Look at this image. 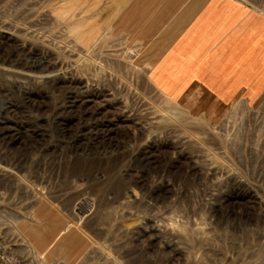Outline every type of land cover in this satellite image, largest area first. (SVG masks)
<instances>
[{"label": "rangeland", "instance_id": "1", "mask_svg": "<svg viewBox=\"0 0 264 264\" xmlns=\"http://www.w3.org/2000/svg\"><path fill=\"white\" fill-rule=\"evenodd\" d=\"M127 1L0 0V149L46 185L17 212L0 198L1 255L26 264L3 223L47 201L96 264H264V100L216 116L171 102L141 42L112 36Z\"/></svg>", "mask_w": 264, "mask_h": 264}, {"label": "crops", "instance_id": "2", "mask_svg": "<svg viewBox=\"0 0 264 264\" xmlns=\"http://www.w3.org/2000/svg\"><path fill=\"white\" fill-rule=\"evenodd\" d=\"M132 1L134 14L114 19L112 36L141 42L152 83L168 98L192 100L196 113L211 108L215 116L238 98L264 100V16L236 0ZM29 212L21 229L38 256L50 264L97 263L90 236L52 202Z\"/></svg>", "mask_w": 264, "mask_h": 264}, {"label": "built area", "instance_id": "3", "mask_svg": "<svg viewBox=\"0 0 264 264\" xmlns=\"http://www.w3.org/2000/svg\"><path fill=\"white\" fill-rule=\"evenodd\" d=\"M10 154L8 150L0 149V198L9 200L8 206H11L7 208L9 211L17 212L21 209L23 199L27 200L30 197L35 198L34 200L45 199L46 185L40 167L36 170V176H33L30 163L22 159H11ZM7 258L12 257H7L6 254L0 256V260L7 261Z\"/></svg>", "mask_w": 264, "mask_h": 264}, {"label": "bare ground", "instance_id": "4", "mask_svg": "<svg viewBox=\"0 0 264 264\" xmlns=\"http://www.w3.org/2000/svg\"><path fill=\"white\" fill-rule=\"evenodd\" d=\"M133 1L128 5L127 4V6H125L124 8H123V12L120 14V15H118L117 16V20H118V23L120 24L121 23V21L127 16V17H130V15L129 14H134L133 12L135 11L134 10V8H130V7H133L132 5H133ZM119 3L118 2H115L114 4H113V7L115 8V9H118V7H119V5H121V3L118 5ZM137 7V6H136ZM117 23V24H118ZM203 45V44H202ZM210 58H212V55L210 56ZM217 63V62H216ZM38 64H40V63H37V66H40L41 67V65H38ZM26 66V65H25ZM9 71H12V70H9ZM40 79H44V80H46L47 79V77L46 76H41L40 77ZM42 83H44L43 81H42ZM239 99V98H238ZM171 101V100H170ZM192 101V100H191ZM171 102H174V103H179L180 105H182L180 102H182V103H185V100H181V101H171ZM194 102V101H193ZM187 105H188V100H187ZM185 103V104H186ZM236 103H239V102H236ZM235 102H234V104H236ZM184 104V105H185ZM177 105V104H176ZM194 105V104H193ZM192 104H190V106L192 107L193 106ZM237 105V104H236ZM238 106V105H237ZM185 107V106H184ZM230 107V106H229ZM238 108V107H237ZM236 109V108H235ZM234 109V110H235ZM179 113V112H178ZM166 115V114H165ZM164 115V116H165ZM168 115V114H167ZM166 115V117H169V119H172L173 120V117H176V116H172V115H168L167 116ZM179 116V115H178ZM213 116V115H212ZM174 122V121H173ZM196 123V122H195ZM18 221V220H17ZM17 221H13V222H10V221H5L4 223H3V225H4V227H6L8 230H7V233H6V239H5V244L6 243H8V247L9 246H18V248L19 247H21V249L19 250V251H22L23 252V256H24V259H26V264H50L42 255H41V257L40 256H38L35 252V250H34V247H32V245H30V242L29 241H27V239L23 236L24 234L23 233H21V230H19L16 226V224H17ZM14 235V236H13ZM3 243V242H2ZM7 245V244H6ZM23 249V250H22ZM17 251V250H16ZM11 254V253H10ZM31 256H33V257H31ZM81 264V263H80Z\"/></svg>", "mask_w": 264, "mask_h": 264}]
</instances>
